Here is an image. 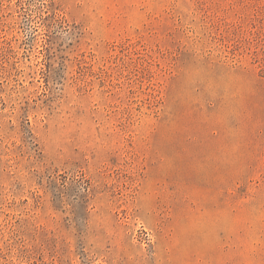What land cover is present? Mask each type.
<instances>
[{"label":"rangeland","instance_id":"obj_1","mask_svg":"<svg viewBox=\"0 0 264 264\" xmlns=\"http://www.w3.org/2000/svg\"><path fill=\"white\" fill-rule=\"evenodd\" d=\"M0 264H264V0H0Z\"/></svg>","mask_w":264,"mask_h":264}]
</instances>
